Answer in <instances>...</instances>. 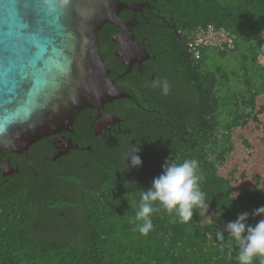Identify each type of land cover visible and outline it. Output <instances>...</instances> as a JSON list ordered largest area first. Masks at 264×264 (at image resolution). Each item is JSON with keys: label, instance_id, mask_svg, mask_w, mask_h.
Instances as JSON below:
<instances>
[{"label": "trees", "instance_id": "obj_1", "mask_svg": "<svg viewBox=\"0 0 264 264\" xmlns=\"http://www.w3.org/2000/svg\"><path fill=\"white\" fill-rule=\"evenodd\" d=\"M119 1L143 5L136 19L147 31L143 42L154 74L167 79L170 94L158 88L133 94L138 103L125 127L129 151L47 166L33 155L19 174L0 173V264H238L227 223L241 213L252 226L264 219L252 215L264 206V67L257 68L264 56V0ZM210 25L235 38L234 49H213L223 60L237 51V41L257 42L251 69L243 59L244 84L233 90L225 67L206 70L205 52L212 48L201 50L199 60L189 49L197 31ZM133 145L142 165L129 160L126 168ZM169 159L199 161L208 209H194L188 223L173 222L175 214L161 209L145 236L130 220L141 189L151 187Z\"/></svg>", "mask_w": 264, "mask_h": 264}, {"label": "water", "instance_id": "obj_2", "mask_svg": "<svg viewBox=\"0 0 264 264\" xmlns=\"http://www.w3.org/2000/svg\"><path fill=\"white\" fill-rule=\"evenodd\" d=\"M24 2L0 0V48L7 44L21 72L29 71L30 63H43L45 71L35 78L48 80L51 73L58 76V84L49 83L37 110L30 111L27 118L13 115L10 123L0 121V151L4 154H27L40 141L73 131L75 119L83 110L99 111L114 100L131 98L115 86L103 59L99 35L106 25L118 26L124 31L129 26L130 58L133 55L150 57L144 43H135L132 29L137 24L136 16L129 22L120 18L125 10L142 13L143 5H129L119 0H68L62 7L72 10L74 39L67 43L62 39L68 51L60 52L22 27ZM24 46L31 47L30 57L25 56ZM65 66L67 70L61 72ZM3 171L4 176L19 173L18 169L13 171L9 160Z\"/></svg>", "mask_w": 264, "mask_h": 264}, {"label": "flooded vegetation", "instance_id": "obj_3", "mask_svg": "<svg viewBox=\"0 0 264 264\" xmlns=\"http://www.w3.org/2000/svg\"><path fill=\"white\" fill-rule=\"evenodd\" d=\"M143 12L144 9L142 14ZM138 14L141 13H134V16ZM120 18L126 22L131 21L129 13L122 12ZM126 29L127 31H124L118 26L106 25L100 32L99 42L111 79L119 90L130 95L131 98L114 100L99 111L92 108L83 110L75 119L73 131H64L42 140L33 145L27 154H4L0 151V173L3 176L5 173L3 168L7 160L13 171L16 169L20 171L21 167L29 166L33 155L37 156L41 166H47L50 161L58 163L72 156L82 157L85 154L96 152L98 154L107 150L119 152L127 149L129 151V146L125 145L126 139L129 138V131H125V127L129 122V112L133 111L138 103L133 94L138 91L144 92L147 88L152 89L151 83L157 77L154 74L151 55L149 59L138 55L130 58L129 26H126ZM132 34L135 37V43H144L143 39L146 38L144 35L147 31L137 21ZM16 174L19 173L4 177H12Z\"/></svg>", "mask_w": 264, "mask_h": 264}, {"label": "clouds", "instance_id": "obj_4", "mask_svg": "<svg viewBox=\"0 0 264 264\" xmlns=\"http://www.w3.org/2000/svg\"><path fill=\"white\" fill-rule=\"evenodd\" d=\"M151 87L160 90L164 96L170 94L171 85L167 79L152 81ZM140 147H132L126 156V165L130 160L132 167L142 165L138 155ZM199 161L185 159L182 162L167 160L162 173L151 182V187L140 191V202L134 218L130 220L142 235H148L153 229L152 214L164 210L168 214H175L173 222L178 217L180 223H188L193 219L194 209H208L205 193L200 189L202 176L198 174ZM237 197V196H236ZM199 214V212H197ZM252 215L264 217V206L255 209ZM248 213H241L235 221L228 222L224 232L228 234L229 244L235 243L238 248V264H264V219H260L254 226L247 224ZM224 232H217V239L223 241Z\"/></svg>", "mask_w": 264, "mask_h": 264}, {"label": "snow or ice", "instance_id": "obj_5", "mask_svg": "<svg viewBox=\"0 0 264 264\" xmlns=\"http://www.w3.org/2000/svg\"><path fill=\"white\" fill-rule=\"evenodd\" d=\"M68 0H25L21 5L24 24L22 27L33 36L46 41L50 47L67 52L65 43L74 39L71 9L64 10ZM31 47L24 46V54L30 57ZM67 70V66L61 72ZM45 71L41 62L30 63V70L21 72L16 65L11 50L4 45L0 48V121L12 122L13 115L27 118L35 112L38 101L46 95L49 83L58 84V76L49 73L48 80L35 78Z\"/></svg>", "mask_w": 264, "mask_h": 264}, {"label": "rangeland", "instance_id": "obj_6", "mask_svg": "<svg viewBox=\"0 0 264 264\" xmlns=\"http://www.w3.org/2000/svg\"><path fill=\"white\" fill-rule=\"evenodd\" d=\"M264 39V33L261 37V40ZM236 47L237 51L235 52H230L225 60L221 59L219 56V52L216 50H206V57L208 59L207 65H206V70H215L216 67H225L227 70V73L232 76L231 82L232 84L231 89L235 86H242L244 84V79H242V76L244 73H241L240 70L242 68L243 59L244 58H249V64L248 68L251 69L252 65L251 64V59H253L255 56L251 52V50L257 48V42H253L252 44H248L242 41H237L236 42ZM258 52V50H257ZM258 66L264 67V63L262 61V58L260 57L258 59ZM261 80L255 77L254 79V84L260 85Z\"/></svg>", "mask_w": 264, "mask_h": 264}, {"label": "built area", "instance_id": "obj_7", "mask_svg": "<svg viewBox=\"0 0 264 264\" xmlns=\"http://www.w3.org/2000/svg\"><path fill=\"white\" fill-rule=\"evenodd\" d=\"M234 37L223 29L210 25L200 28L189 44V49L196 59H201V50L217 49L227 51L234 49ZM264 63V56H261Z\"/></svg>", "mask_w": 264, "mask_h": 264}]
</instances>
